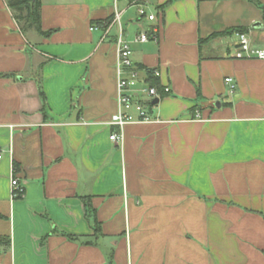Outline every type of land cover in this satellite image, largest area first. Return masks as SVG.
Segmentation results:
<instances>
[{"label": "crops", "instance_id": "0c3cea01", "mask_svg": "<svg viewBox=\"0 0 264 264\" xmlns=\"http://www.w3.org/2000/svg\"><path fill=\"white\" fill-rule=\"evenodd\" d=\"M40 2L43 33L21 31L0 0V264H264V60L233 58L235 34L205 40L240 26L264 48L261 9ZM114 5L141 77L170 90L117 142V27L90 30Z\"/></svg>", "mask_w": 264, "mask_h": 264}, {"label": "built area", "instance_id": "2783aa9c", "mask_svg": "<svg viewBox=\"0 0 264 264\" xmlns=\"http://www.w3.org/2000/svg\"><path fill=\"white\" fill-rule=\"evenodd\" d=\"M111 19L108 22L94 23L90 30H101L106 36L113 25L117 27V36L115 37L116 47V100L117 110L111 116L109 124L117 127L118 132L109 136L111 141L121 140V128L128 123L149 122L150 115L147 107L151 106L154 99L159 100L163 94L170 90L167 86L161 87L159 91L156 87L150 86L145 77H141V69L137 67L132 60V49L129 41L124 38V32L120 23V12L116 5L113 7ZM138 17H146L153 20L154 16L147 14L145 9L139 5L137 8ZM150 38L155 39V29L149 34L140 31L134 37L135 42L144 43ZM235 42L233 45L232 57L237 59H261L264 60V48L253 46L250 39L244 32L235 33ZM156 73V72H155ZM225 83L229 85V92L234 91L232 78L225 77ZM195 118H200L199 113L194 114ZM11 188L16 195L21 191V187L16 178L11 179Z\"/></svg>", "mask_w": 264, "mask_h": 264}, {"label": "trees", "instance_id": "16d2710c", "mask_svg": "<svg viewBox=\"0 0 264 264\" xmlns=\"http://www.w3.org/2000/svg\"><path fill=\"white\" fill-rule=\"evenodd\" d=\"M253 5H256L258 8L261 9V15H262V20L264 22V4H261L259 0H247ZM8 6L11 8L13 12V17L15 18L16 22L19 25V28L21 31H25L29 28H34L37 32L43 33L41 30L40 26V7H41V2L40 0H6ZM111 19V17L106 18L105 20L97 21L96 23H101V22H108ZM245 28L240 27V26H234L230 27L228 29H225L224 31L221 32H215L209 35L208 37L205 38V40L212 39L215 37H221V36H228V35H233L237 32H245ZM148 74V82L150 86L156 87L158 90H160V86L158 82H156L152 75L150 74V71H147ZM39 90V97L42 102V107L44 108V103H45V97L43 94V91L40 87L38 86ZM21 195V191L18 192L15 197H19ZM88 198H83L84 205H85V212L87 217H93V222H94V235L99 232V225L95 219V214L93 210L90 207V203L87 200Z\"/></svg>", "mask_w": 264, "mask_h": 264}, {"label": "rangeland", "instance_id": "374dc122", "mask_svg": "<svg viewBox=\"0 0 264 264\" xmlns=\"http://www.w3.org/2000/svg\"><path fill=\"white\" fill-rule=\"evenodd\" d=\"M262 1H264V0H262ZM234 6L236 7V9L234 8ZM231 13L230 14H232V15H238L239 14V9H237V6L234 4L233 6H231ZM233 9H235V12H234V10Z\"/></svg>", "mask_w": 264, "mask_h": 264}, {"label": "water", "instance_id": "95a60500", "mask_svg": "<svg viewBox=\"0 0 264 264\" xmlns=\"http://www.w3.org/2000/svg\"><path fill=\"white\" fill-rule=\"evenodd\" d=\"M255 25H260V23L256 22ZM157 103H158V100H157V99H154V100L152 101V104H157Z\"/></svg>", "mask_w": 264, "mask_h": 264}]
</instances>
